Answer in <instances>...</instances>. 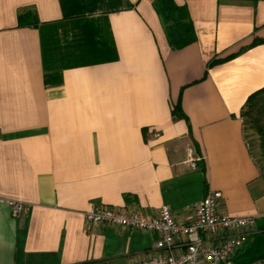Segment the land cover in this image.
Wrapping results in <instances>:
<instances>
[{
    "label": "crops",
    "instance_id": "1",
    "mask_svg": "<svg viewBox=\"0 0 264 264\" xmlns=\"http://www.w3.org/2000/svg\"><path fill=\"white\" fill-rule=\"evenodd\" d=\"M173 1L196 34L182 48L157 0H0V264H132L158 235L87 212L166 205L189 223L210 190L258 219L231 264H264V155L244 117L264 88V0Z\"/></svg>",
    "mask_w": 264,
    "mask_h": 264
},
{
    "label": "built area",
    "instance_id": "2",
    "mask_svg": "<svg viewBox=\"0 0 264 264\" xmlns=\"http://www.w3.org/2000/svg\"><path fill=\"white\" fill-rule=\"evenodd\" d=\"M204 158L194 147L188 148L187 162L196 168ZM222 193L210 190L193 206L191 222L176 218L168 206L156 213L138 209L96 206L85 214L90 224H108L148 231L158 235L149 258L135 259L132 264H231L258 228L253 216H229L220 209ZM12 216L22 217L29 207L7 201Z\"/></svg>",
    "mask_w": 264,
    "mask_h": 264
},
{
    "label": "trees",
    "instance_id": "3",
    "mask_svg": "<svg viewBox=\"0 0 264 264\" xmlns=\"http://www.w3.org/2000/svg\"><path fill=\"white\" fill-rule=\"evenodd\" d=\"M157 7L166 24L170 43L175 48L185 47L196 40L194 26L185 7L176 5L173 0H157ZM244 117L259 136L264 155V88L249 97ZM261 231H264V227Z\"/></svg>",
    "mask_w": 264,
    "mask_h": 264
},
{
    "label": "rangeland",
    "instance_id": "4",
    "mask_svg": "<svg viewBox=\"0 0 264 264\" xmlns=\"http://www.w3.org/2000/svg\"><path fill=\"white\" fill-rule=\"evenodd\" d=\"M245 121L247 122V119L245 118Z\"/></svg>",
    "mask_w": 264,
    "mask_h": 264
}]
</instances>
